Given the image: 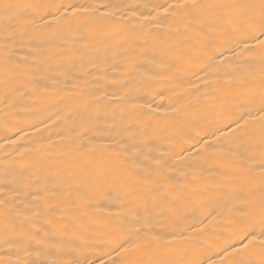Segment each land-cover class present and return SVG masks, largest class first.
I'll list each match as a JSON object with an SVG mask.
<instances>
[{
	"label": "bare ground",
	"instance_id": "6f19581e",
	"mask_svg": "<svg viewBox=\"0 0 264 264\" xmlns=\"http://www.w3.org/2000/svg\"><path fill=\"white\" fill-rule=\"evenodd\" d=\"M176 2L0 0V261L108 264L125 239L140 264L218 260L250 219L230 154L237 137L264 135L259 48L213 59L208 29L164 11ZM241 107L255 119L233 133ZM181 123L188 144L173 135Z\"/></svg>",
	"mask_w": 264,
	"mask_h": 264
},
{
	"label": "snow or ice",
	"instance_id": "6c2138e0",
	"mask_svg": "<svg viewBox=\"0 0 264 264\" xmlns=\"http://www.w3.org/2000/svg\"><path fill=\"white\" fill-rule=\"evenodd\" d=\"M14 7V5H4L5 11H11ZM69 7L73 9V14L81 11L74 6L70 5ZM95 7L90 5L89 9H95ZM89 9L83 10L88 11ZM164 11L168 12L174 20L180 21L178 27L185 30L199 29L203 31L208 29V34L213 38L212 43L220 45L213 48V59H215V54L234 51L233 45L236 47L242 45V52L255 51L256 48L247 43L248 40L255 41V46L260 51L259 62L262 65L259 79L264 85V39L261 38L264 37V0L243 4L177 0L176 3L168 4ZM5 59H7V54ZM226 62V60L221 61V64ZM205 87L212 93V98L220 99L225 95L224 89L213 87L211 83L206 84ZM262 96H264V92H262ZM259 112L261 128L264 130V99L261 100ZM252 119L255 118L251 116L250 112L241 107L240 113L229 119L227 126L235 133L242 130ZM190 131L191 129L186 124L181 123L175 127L173 135L177 140L188 144L190 141L185 140L184 136ZM237 139L240 140L237 148L243 149V151L230 154L235 163V167L231 171L244 180L248 193L252 196L251 200H245L246 204L251 205V210H242L243 215L250 219L237 229L231 239L221 244L219 251L215 253L219 257L218 260L189 261L161 256L148 261L147 264H264V135L255 146L252 145L251 140L245 142L242 137H237ZM201 143L208 145V141L200 137L192 146L195 147L196 144ZM253 147L259 151L261 157L259 162L254 159L256 153L252 151ZM204 150L207 149L204 148ZM256 193L258 196L255 195ZM169 234L175 236V233ZM25 238L31 242L36 239V236L26 235ZM151 239L154 242V250H158L161 245L166 243L161 236H154ZM4 242L8 243V240L5 239ZM37 242L39 243V241ZM127 244V239L115 244L112 251L116 253V256L114 259L110 257L108 264H140L138 261L124 258L123 254L130 250L129 247H126ZM0 264H5V262L0 261ZM8 264L11 262L9 261ZM42 264H47V262H42ZM100 264H105V262L101 261Z\"/></svg>",
	"mask_w": 264,
	"mask_h": 264
}]
</instances>
